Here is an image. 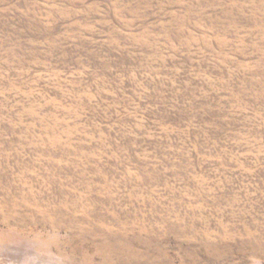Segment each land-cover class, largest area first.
<instances>
[{
  "label": "rangeland",
  "instance_id": "1",
  "mask_svg": "<svg viewBox=\"0 0 264 264\" xmlns=\"http://www.w3.org/2000/svg\"><path fill=\"white\" fill-rule=\"evenodd\" d=\"M0 264H264V0H0Z\"/></svg>",
  "mask_w": 264,
  "mask_h": 264
}]
</instances>
